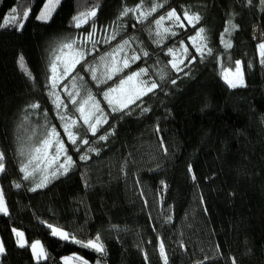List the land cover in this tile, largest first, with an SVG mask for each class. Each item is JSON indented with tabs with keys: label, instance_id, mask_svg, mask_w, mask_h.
I'll list each match as a JSON object with an SVG mask.
<instances>
[{
	"label": "trees",
	"instance_id": "trees-1",
	"mask_svg": "<svg viewBox=\"0 0 264 264\" xmlns=\"http://www.w3.org/2000/svg\"><path fill=\"white\" fill-rule=\"evenodd\" d=\"M48 2L0 0V187L8 209L0 213V264H65L72 254L90 264H165L161 243L167 264H264V2L52 0L50 19H37ZM173 9L184 27L155 46L146 32ZM185 13L200 17L195 27ZM128 39L147 55L94 86L88 67ZM183 44L188 57L176 70L168 51ZM77 50L83 58L65 75L62 59ZM237 61L243 86L233 88L222 75ZM54 68L65 78L59 85ZM140 69L158 87L111 112L103 94ZM78 76L107 116L95 134L64 93ZM73 120L75 145L64 130ZM53 128V146L37 153ZM57 139L66 153L57 155ZM13 229L41 242L47 258L36 262ZM97 236L103 252L84 246Z\"/></svg>",
	"mask_w": 264,
	"mask_h": 264
},
{
	"label": "rangeland",
	"instance_id": "rangeland-1",
	"mask_svg": "<svg viewBox=\"0 0 264 264\" xmlns=\"http://www.w3.org/2000/svg\"><path fill=\"white\" fill-rule=\"evenodd\" d=\"M164 17H167V15ZM42 21H44V20H42ZM181 25H183V24L180 20H178V21L176 19L169 20V19L165 18L161 22V25H159V26L154 22L152 24L151 28H149L146 33H148V38H150L151 42L155 46H159L167 38L176 34V31H178L179 29L184 27V25L183 26H181ZM164 28H168L169 31L164 32V30H163ZM253 36L255 39H259L257 29L255 30ZM135 38H137V37H134L133 39H135ZM126 41H127L126 44L124 41L121 44L117 45L114 49H112L110 52H107L104 55H102L95 63L91 64L88 67L87 70H88L89 76H90L91 81L93 82L94 86H100V85H103V84L109 82L114 77H116V76L120 75L121 73H123L124 71L128 70L136 62L139 61L140 55H142V53H144L143 50L142 49H136L135 46L133 45L132 40L128 39ZM196 43H198V41L197 42L195 40L192 41V44H196ZM136 46L141 48L142 43L137 42ZM185 49H187V51H185ZM168 55L171 56L172 64L175 63L177 65V67H175L176 70H180L182 68V66L184 65V63L186 62V59L188 57V47L183 44L180 47L171 50V52L168 51ZM134 56H138L139 59L133 60L132 58ZM70 59H71V57H67V58L65 57L62 59L63 60L62 63L66 64V62H68ZM125 59H127L129 61V67H127V68H125L123 66V61ZM114 68H120L122 70L119 72H116V71H114ZM236 68L237 67H235V69H233V70L229 69L231 71L228 75V79L239 82L240 77L242 76V71H240V73L238 74L236 72ZM239 68H240V66H239ZM72 71H73V69H70L68 74H70ZM139 71L140 70H137L135 72H139ZM224 72H223L222 76H223V79L225 80ZM130 74H132V73H129L128 75H130ZM128 75H126L124 78H120V81L122 79H126ZM59 76H60L59 75V68H57L55 70V75H54V80L56 79L54 82L57 85H59L65 79V78H62ZM109 77H111V78H109ZM138 80L147 81L149 85L151 83H153V81L148 77V74L141 75L138 78ZM120 81L117 83V85L110 88V89H117V91L112 92V91H110V89L107 90L105 92V93H108L107 97L105 96V93L103 94V100L107 104V106L111 112L122 111V110L126 109L128 106L132 105L134 102L141 99L144 95L149 93V92H147L146 94H142L140 96V98L135 99L134 102H129L130 89L138 81H133V82H130L129 84L124 85L122 90H121V86H120ZM225 82L228 83L226 80H225ZM238 85H239V83H238ZM64 90H65L64 93L69 98V101L71 103H72V100L75 99L76 103L75 104L72 103V104L74 105L76 111L80 107V105L83 104V102L85 100L88 101V103L84 105L85 113L86 114L87 113L92 114L90 116L92 123H95L97 118H99L101 120V123L96 125V128L100 127L102 124L105 123L104 121L107 120L106 113H105L104 109L101 107L97 98L95 97L93 90H91V88L88 86L87 82L84 80L83 77L78 76V77L74 78L67 86L64 87ZM69 93H71V95H69ZM89 97H91V99H89ZM109 100H112V104H109V102H108ZM117 101H120V103H118ZM124 103L127 104V107H123ZM97 107L100 109V111L96 110ZM77 113L79 114L80 118L83 121V117H82L81 113L79 111H77ZM87 127L89 128L88 125H87ZM89 130L91 131L90 128H89ZM0 189H1V187H0ZM53 228L59 229L55 226H51L50 229L52 230ZM59 230H62V229H59ZM17 231L23 233V237H22V242L24 243L23 247H27V246L30 247L36 262H41V261L45 260V258H43V257H41L39 260H37V258H36V253L41 250V247H42L43 252L45 254V250H44L41 242L38 241L39 245L37 246L36 251L34 252L31 245L35 244L37 241L33 242V243H29L25 237L24 232L21 230H17ZM62 231H64V230H62ZM64 232H66V231H64ZM14 234L16 236L18 246L22 247L21 246V238L16 235V232H14ZM71 239L72 238L69 235V239L66 241H70ZM0 244H2L1 241H0ZM3 249H4V247H3ZM3 252H4V250L2 252H0V256ZM66 258H68L67 264H90L87 260H85L83 257H81L78 254H72V255L63 257L62 261L65 264H66Z\"/></svg>",
	"mask_w": 264,
	"mask_h": 264
},
{
	"label": "snow or ice",
	"instance_id": "snow-or-ice-1",
	"mask_svg": "<svg viewBox=\"0 0 264 264\" xmlns=\"http://www.w3.org/2000/svg\"><path fill=\"white\" fill-rule=\"evenodd\" d=\"M56 2L58 3L59 0H56ZM262 2H264V0H262ZM160 6L162 7V5H160ZM139 8H140V5H137V9H127L126 8L124 10V12L122 13V15H127L128 12L138 10ZM155 10H156V7L153 6V8L151 9V11L154 12ZM15 11L16 10L13 9V12H15ZM51 11H52V0H49L48 4H46V6H45V9L42 11L41 15L37 17V19L47 21L48 19H50V13H51ZM95 14L96 13H95L94 10L88 13V15H91V16H95ZM184 15H185V18L188 20V23L191 24L193 27H195V23L200 20V17L198 15L189 16L187 13H185ZM27 16H28V12H25L23 18L26 19ZM82 16H83V14H82ZM82 16L81 17H74L73 18L76 21V26L77 27H80L81 26ZM145 18H147L146 15H145ZM165 18H167L169 20L176 19L177 21L180 19L179 15L173 9L172 11H169L167 13V17L161 16L158 20L155 21V23L159 26V25H161V22ZM83 22H86V21H83ZM8 24H15V17H13L12 20L7 21L4 26H7ZM181 26H183V25H181ZM16 27L21 28V27H23V25H16ZM163 30H164V32H168L169 31L168 28H164ZM225 31L227 32L228 29H225ZM203 33H204V29L203 28H200L198 30L197 35L199 36V38L201 40H204L205 39V37L202 35ZM89 39H91V36H89ZM191 39L195 40L196 38L195 37H192ZM126 43H127V41H125V44ZM63 47L71 50L74 47V43L65 44ZM225 47L226 48H230L231 47V44L229 42H225ZM258 47L260 49L261 56H264V43H260ZM200 50L201 49H197V51H200ZM169 51L171 52V49ZM185 51H187V49H185ZM208 52H209V54H211V49H208ZM70 55H72V54L70 53ZM83 55L84 54L82 52H80L78 50L75 51L74 55H72V58L68 62H66V64H65V69H64V74L65 75L68 74V72H69L70 69H73L74 70L75 65L78 64V63H80V60L83 58ZM144 55H147V53H144ZM132 59L133 60H136V59H139V57L138 56H134ZM261 62L264 63V60H262ZM236 64H237L236 72L239 74L240 71H241V69L239 68L240 62L237 61ZM20 66H21V68H24V62H23V57L22 56L20 57ZM123 66L125 68L129 67V61L127 59H125L123 61ZM173 67L175 68V67H177V65L174 63L173 64ZM53 70H55V68ZM121 70L122 69H120V68H114V71H116V72H119ZM230 71L231 70H225V72H224V78L228 82V84L231 87H233V88L237 87L238 86V83H239V86H243L242 76L240 77L239 82H236V81H233V80H229L228 79V75H229ZM144 74H147V69H140L139 72H134V73L128 75L126 79H122L120 81L121 90L123 89V86L124 85L129 84L130 82H133V81H138L130 89L129 102H134L135 99H139L142 94H146L147 92H151L155 88L158 87V85L156 83H154V82L149 85L147 81L138 80V78L141 75H144ZM109 78H111V77H109ZM110 91L115 92V91H117V89H110ZM69 95H71V93H69ZM105 96L107 97L108 96V93H105ZM57 99H59V98H57ZM89 99H91V97H89ZM108 102H109V104H112V100H109ZM117 102L120 103V101H117ZM72 103L73 104L76 103L75 99L72 100ZM87 103H88V101L85 100L83 102V104H81L80 107L77 109V111H79L81 113V115L83 117V123L86 124V125H88L89 128L91 129V131L93 132V134H95V132L97 131L96 125L100 124L101 123V120L99 118H97L96 121H95V123H92V121L90 119V116L92 114L91 113H87V114L85 113V107H84V105L87 104ZM31 107L36 108V107H38V105H35L34 104V105H31ZM123 107H127V104L124 103L123 104ZM96 110L97 111H100V109L98 107H97ZM61 119H63V117H61ZM104 122H106V121H104ZM76 123L77 122L75 120H73L71 122V125L66 124L64 126V130H65L68 138L70 139V141H71V143L73 145H75L76 142H77V136L71 131V126L72 125H76ZM51 136H57L58 137L59 136V133H57L56 130L53 128L52 129V132H51V135L49 136V138H47V139H45V140L42 141V148L35 149V151L37 153H40L42 150L45 153H47L48 150L53 146V141L51 139ZM99 139L105 140V139H107V137L100 136ZM82 143L87 144L88 143V140L84 139V140H82ZM55 147L57 149V155L60 152H65L66 153V149H65V146H64V143H63L62 140L57 139L55 141ZM90 151H94V149H90ZM2 159H3V153H0V160H2ZM36 159H40V157L37 156ZM81 159H87V157L81 156ZM67 161H68L69 164H71L72 163V158L70 156H68L67 157ZM3 170H4L3 164H0V172H2ZM23 170L26 171V168L23 169ZM65 171H67V169H65ZM29 175H31V174L29 173ZM25 178L27 179L28 177L26 176ZM192 178H193V180H195V175H193ZM46 181H47V177H45L44 180L41 181V183L37 184V187L38 188L39 187H44ZM16 186L17 187H20V185H16ZM33 191H35V189H33ZM0 213H3L4 215H7L8 214V209H7L6 202L4 200V194H3V190L2 189H0ZM49 227L51 228V225H49ZM13 231L16 232V235L21 238V246L23 247L24 246V243L22 242L23 233L15 230V229H13ZM52 234L53 235H56V236H59L61 239H64V240H68L69 239V234L66 233V232H64V231H62V230H59V229L53 228L52 229ZM99 241H100V237L97 236L96 239H95V241H88V243L85 244L84 246L85 247L94 248L98 252H103L104 251L103 245L100 244ZM74 242L81 243V241H78V240H75ZM38 245H39V242L38 241L35 244L31 245V247H32V249H33L34 252L36 251V248H37ZM3 250H4L3 249V246H2V244H0V252H2ZM160 251H161V254L164 255L165 264H167V256L164 253V245H163V243L160 244ZM41 257H43L45 259L47 258L46 255L43 252L42 247H41V250L36 253L37 260H39ZM67 259L68 258H66V264H67ZM201 264H202V262H201ZM233 264H235V261L234 260H233Z\"/></svg>",
	"mask_w": 264,
	"mask_h": 264
}]
</instances>
